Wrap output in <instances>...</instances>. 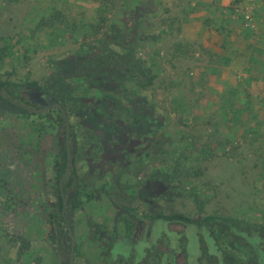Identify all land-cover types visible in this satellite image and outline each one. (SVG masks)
<instances>
[{
	"label": "rangeland",
	"instance_id": "1",
	"mask_svg": "<svg viewBox=\"0 0 264 264\" xmlns=\"http://www.w3.org/2000/svg\"><path fill=\"white\" fill-rule=\"evenodd\" d=\"M141 1L148 2L0 0V84L11 98L32 108L50 103L30 85L45 86L60 68L57 62L67 58L97 56L102 67L110 64L118 72L117 90L95 88L87 79L71 81L72 96L85 101L80 112L67 101L73 157L66 191H75V176L93 192L87 202L79 190L82 203L73 205L70 218L81 254L75 264H87L96 243L107 248L131 242L129 253L147 252L149 245L135 240L140 228L145 233L141 210L157 205L192 219L219 216L258 226V241L244 256L259 255L264 264V0H232L222 25L229 31L226 43L235 35L228 45L242 59L231 70L235 75L217 85L190 82V38L179 36L190 28L185 3L150 0V6H139ZM248 54L259 59L255 70L247 68ZM127 97L148 111L158 130L145 133L142 147L110 148L117 133L112 135L101 108L92 112L89 105L102 98L126 104ZM64 137L57 113L0 112V264H62L56 250L67 256L62 225L50 223ZM135 224L137 233H129ZM26 241L30 251L24 250ZM177 251L184 252L182 245ZM187 258L176 256V264H196ZM116 262L114 256L100 264Z\"/></svg>",
	"mask_w": 264,
	"mask_h": 264
},
{
	"label": "flooded vegetation",
	"instance_id": "2",
	"mask_svg": "<svg viewBox=\"0 0 264 264\" xmlns=\"http://www.w3.org/2000/svg\"><path fill=\"white\" fill-rule=\"evenodd\" d=\"M117 44V43H116ZM120 45V44H118ZM80 60H85L82 57L78 58ZM91 59V58H90ZM95 67V66H94ZM86 69V67L84 68ZM97 71L89 72L88 75H91L92 73L97 74L94 78L92 77H86L87 73H83V75L75 80L80 79H87L90 81L92 86L95 88H102L104 85L107 87L106 89H115L117 90V87L119 86V83L114 80V74H118V72L113 69V66H110V64L106 67L97 68L95 67ZM104 70V71H103ZM32 85V84H31ZM30 85V87H31ZM113 85V87H111ZM0 95L4 98L10 100L13 104L17 105L19 108L25 110L24 108L20 107V105H24L28 108H32L26 104H23L22 102H19L18 100H15L11 98L5 91H4V85L0 84ZM40 90L43 92V99H50V103L45 105L42 108H32V109H43L46 107H51L54 104H59L62 109L64 110L68 124L70 126V136L67 138V123L66 119L64 118V114L61 110L57 108H50V110L45 111L43 113L34 114L27 110L29 114H18L14 113L5 109L0 108V112L7 113L14 116H23V117H29V116H40L43 114H50V113H57L61 119V121L65 125V137L63 140L59 142V150L57 153V156L59 158V161L62 159V153L63 149H66V166L64 169V172L67 167L68 159L70 158V170L66 176V179L63 183L62 192L64 194V197L67 202V209L65 212V215L63 214V201H62V194L60 191V182L64 175L61 177L59 182L57 181V169L59 168V161L57 162V165L55 167V182L57 186L56 190V204L54 206V211L50 214L51 222L53 225L56 222H59V224L62 225V236L61 238V246L63 249H67V256L61 255L60 250H56V255L60 259V262L62 264H70L71 260V252H72V241L69 236V230L68 227L71 228L74 239H75V246H74V257H73V264L76 262V258L81 254L79 253L80 250V244L77 242L75 237V229L74 224L71 220V214L73 211V205L75 203L80 204L82 203V194L77 195L79 190L81 192H84L86 196V201L89 202L93 199V192H91V189H89L83 182L80 180V178L75 177L76 186L75 191L68 196L66 191V181L68 176L71 172L72 167V157H73V151H72V144L71 139L73 136L72 133V126L69 122L68 117V109H67V101H73L75 106V109L77 107V112H80L82 110V107L84 106L85 99L82 97L77 98L76 96H72L69 98L68 95L66 97H60L56 95H52L53 91L48 90L45 86H40L37 84ZM33 88V87H32ZM118 93L121 94L120 91ZM70 96V95H69ZM73 98V99H71ZM94 100H91L92 105H89V109L92 112H95V106L100 107L105 116H107L106 122L109 126H112V135L117 133L115 137L112 138L114 140L112 144L109 145L110 148L114 147H129V148H136V147H142L143 146V136L148 131H157L158 125L156 122L150 123L149 121V114L147 110H143V108L136 104L134 105V102L131 100L130 97H127V103L123 104L119 100H108L105 98H102L101 102H98L97 105L94 103ZM127 104L130 106L128 107ZM128 107V108H127ZM151 114V113H150ZM97 115V116H96ZM96 117H100V114H96ZM122 123L127 124V126L124 128L123 132L118 130V126ZM150 123V124H149ZM121 136H119V135ZM69 142V146H68ZM133 153V152H131ZM147 190V189H146ZM150 195V193H149ZM59 198L62 202V208L59 209ZM74 198L76 199L74 201ZM159 209V210H156ZM56 214L59 216L58 219ZM141 214H144L145 224L142 225L143 231L145 232L143 234L142 229H139L138 238H136V242L143 245H149V250L143 251V253H139V255H136L135 253H129L128 250V243L131 242H115L111 246L105 247V244L96 243V246L93 248L96 249V252L92 253V255L85 256L86 257V263L87 264H100L101 260L104 261H110L114 256L116 258V263L114 264H176L177 259L176 256L181 255L188 259V263L193 261L194 259L196 261V264H262V261L260 259L259 255H254L255 257L249 260L246 259L244 256V252L251 247V244H255L258 240V236L256 235V229L258 226L252 225L248 223L245 220L243 223H240V219H229L225 217H219V216H208L205 218H199V219H192L190 217L183 216L181 214L176 213H166L161 210L160 206L153 207H144V210H141ZM147 214V215H145ZM179 216L181 218L187 219L189 221H192L193 223L181 221V220H166L164 218H170ZM218 218V220L215 221H209L206 220L208 218ZM221 219H227V220H233L236 221L235 224H231L229 222H225ZM230 221V222H233ZM131 221H125L127 225L131 224ZM234 223V222H233ZM132 228L129 233H133L136 231L138 226L135 224V226H131ZM134 227V228H133ZM177 228V229H172ZM135 230V231H134ZM140 235V236H139ZM149 235V236H147ZM147 238V240H146ZM163 239H167L165 244H162ZM134 242V241H133ZM132 242V244H133ZM175 242L176 246H173L172 250L169 252L168 247L170 244ZM183 243V244H182ZM95 244V243H94ZM169 244V245H168ZM24 250L30 251L31 249V243L26 241V244H24ZM179 245H182V248L184 252H176V249L179 248ZM122 252V253H121ZM29 253V252H28ZM141 257V258H138ZM203 259H206L203 261ZM212 260V261H211Z\"/></svg>",
	"mask_w": 264,
	"mask_h": 264
},
{
	"label": "crops",
	"instance_id": "3",
	"mask_svg": "<svg viewBox=\"0 0 264 264\" xmlns=\"http://www.w3.org/2000/svg\"><path fill=\"white\" fill-rule=\"evenodd\" d=\"M84 1L93 3L95 0ZM147 1L146 3L150 6V0ZM153 1L156 2V0ZM176 2L178 0H171L169 4L173 3L175 6L174 3ZM231 2L232 0H182V4L185 3L183 6L190 9V18H188L190 28H184V33L179 36L184 39L190 38L187 39L190 40V58L186 59V67H190L191 83L199 80L197 84L217 85L221 78L235 75L231 70H235L237 61H241L242 58L237 55V47L228 45L235 41V35H231L230 41L232 42L226 43V34L229 31L226 26L222 25V20H229ZM140 3L139 6L146 4L143 1ZM183 6L180 4V7ZM144 9L147 10L146 7ZM30 11L35 14L38 13V9L34 5ZM154 13H157L155 9ZM25 17L30 18L28 15ZM32 20L36 19L33 17ZM232 31V33L236 32L235 30ZM248 56L247 68L255 70V67H258L259 59L253 54H248Z\"/></svg>",
	"mask_w": 264,
	"mask_h": 264
},
{
	"label": "trees",
	"instance_id": "4",
	"mask_svg": "<svg viewBox=\"0 0 264 264\" xmlns=\"http://www.w3.org/2000/svg\"><path fill=\"white\" fill-rule=\"evenodd\" d=\"M102 60H103V58H98L97 56L96 57L93 56L89 60H80L78 58H67L65 60H60L57 62L58 65L60 66V68L52 76V78H50L46 82V85H47L46 87L48 88V90L53 91L52 95H56L57 97L58 96L66 97L68 95V97L70 98L71 97V93H70L71 81L72 80L74 81L75 79L80 78L84 72L87 73L86 77L94 78L97 74L92 73L91 75H88V73L97 71L95 69V67L102 68V66L100 65ZM83 64H85L84 67H86V69L83 68ZM1 87L2 86H0V89H1ZM31 87H33L34 89H39L37 84H32ZM71 99H73V98H71ZM0 108L14 112V113H18V114H29L28 112L19 108L17 105L13 104L10 100L4 98L1 95H0ZM66 159H67L66 149H63L62 159H61V161H59L60 164H59V168L57 169V181L58 182L63 175L64 169L66 166ZM263 170H264V167H263ZM75 200L76 199L74 198V201ZM61 208H62V202H61V199L59 198V209H61ZM164 219L170 220V221L181 220V221L193 223L192 221L181 218L179 216L164 218ZM215 220H218V218H215V217L208 218L206 221L209 222V221H215ZM221 220H223L225 222H229L231 224H235V222H236V221L227 220V219H221ZM230 221H233L234 223L230 222ZM243 222L244 221L240 220V223H243ZM205 260L206 259H203V261H205Z\"/></svg>",
	"mask_w": 264,
	"mask_h": 264
},
{
	"label": "water",
	"instance_id": "5",
	"mask_svg": "<svg viewBox=\"0 0 264 264\" xmlns=\"http://www.w3.org/2000/svg\"><path fill=\"white\" fill-rule=\"evenodd\" d=\"M20 107L24 108L25 110L31 112V113H34V114H39V113H43L45 111H48L50 110V108H57L59 110L62 111V113L64 114V118L66 119V123H67V138H69L70 136V126L68 124V121H67V117H66V114L64 112V110L62 109V107L59 105V104H54L52 105L51 107H46V108H43V109H39V110H36V109H32V108H28L24 105H20ZM68 146H69V142H68ZM70 170V158L68 159V163H67V167H66V170L64 172V175L61 179V182H60V191H61V194H62V201H63V214L65 215V212H66V209H67V202H66V199L64 197V194L62 192V187H63V183L66 179V176L68 174ZM68 230H69V236L71 238V241H72V252H71V260H70V264H73V257H74V246H75V239H74V236H73V233H72V230L70 227H68Z\"/></svg>",
	"mask_w": 264,
	"mask_h": 264
}]
</instances>
